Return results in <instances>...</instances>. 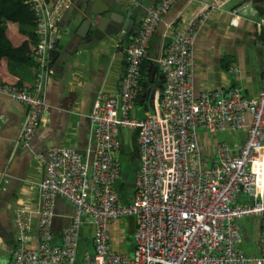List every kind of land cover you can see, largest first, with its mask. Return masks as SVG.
Instances as JSON below:
<instances>
[{"label":"built area","instance_id":"obj_1","mask_svg":"<svg viewBox=\"0 0 264 264\" xmlns=\"http://www.w3.org/2000/svg\"><path fill=\"white\" fill-rule=\"evenodd\" d=\"M24 1L36 17L33 82L29 87L0 81V93L26 104L18 142L29 147L47 107L43 87L52 72L50 50L69 0ZM174 1L147 7L124 48L126 69L118 90L97 91L89 114L95 146L81 152L51 143L36 152L43 164L38 203L26 212L16 207L17 243L4 264H264V57L256 95L245 96L237 85L196 91L192 79L196 35L212 11L230 0L203 1L169 35L153 58L164 79L158 109L141 117L130 113L150 38ZM237 18L234 12L230 22L237 24ZM257 23L264 25L262 19ZM125 34L122 28L121 39ZM121 126L135 130L139 156L135 192L127 202L116 187L123 177ZM226 129H244L243 141L202 143L200 130L209 135ZM56 196L73 205L58 241L51 229ZM32 214L37 215L34 240ZM126 216L134 220L131 252L116 245L112 227ZM247 216L260 218L253 252L241 246L240 219ZM84 224L92 227V245L79 250ZM120 229L117 237L123 238L125 228Z\"/></svg>","mask_w":264,"mask_h":264},{"label":"crops","instance_id":"obj_2","mask_svg":"<svg viewBox=\"0 0 264 264\" xmlns=\"http://www.w3.org/2000/svg\"><path fill=\"white\" fill-rule=\"evenodd\" d=\"M54 2L55 0H50ZM80 0H69L71 3ZM203 1L207 0H175L165 12L149 41L148 59L154 62L152 70L147 73V79L139 83L137 95L131 114L145 116L156 112L161 96L163 75L157 67L155 56L165 46L169 35L185 24L192 17ZM127 1L126 6L131 4ZM156 0H137L141 8ZM136 4V3H135ZM98 6V4H95ZM121 12L123 4H117ZM134 5V4H133ZM66 11V9H65ZM64 11V12H65ZM236 12L238 23L230 22ZM127 13V12H126ZM139 19L144 10L139 9ZM136 18L134 22H138ZM264 0H230L221 9L213 10L210 17L201 26L195 38L194 62L192 79L195 90L203 88L237 85L245 96L256 95L262 85V59L264 57ZM64 23L63 18L59 26ZM75 25V23H73ZM122 29V28H121ZM120 30L104 34L90 44H85L84 37L81 47L73 49L68 56L65 45L69 33L59 36L55 52L50 50L52 72L43 87L47 107L40 118V123L31 139L29 147H23L18 142L22 122L26 112V104L9 98L0 93V264L9 261L17 243V232L14 225V215L17 206H23L24 212L35 208L38 203V183L43 175V164L36 152L44 150L51 143L67 144L76 147L81 152L93 148L95 142L91 135L90 111L97 91H116L120 86L119 76L124 61L125 44L121 41ZM125 29V28H124ZM122 39H124L122 37ZM224 60L221 62V59ZM225 64V67H222ZM230 64L237 66L233 71ZM10 74L19 78L24 84L31 86L34 78V62L7 61ZM23 85V84H19ZM238 136L227 141L238 145L243 139ZM120 149L134 147L135 130L128 126L119 127ZM200 138L204 144L211 139L202 130ZM225 140V139H224ZM212 141H215L213 139ZM119 149V150H120ZM73 205L68 200L56 196L54 199V215L51 222L53 240L58 241L62 226L68 221ZM249 217V218H248ZM240 219L243 240L252 246V252L258 250L259 216H247ZM112 223L116 245L131 252L133 249L132 216H126ZM32 234L36 233L37 215L32 214ZM120 227L125 228L123 238L119 235ZM121 230V229H120ZM81 242L92 245V227L83 226Z\"/></svg>","mask_w":264,"mask_h":264},{"label":"trees","instance_id":"obj_3","mask_svg":"<svg viewBox=\"0 0 264 264\" xmlns=\"http://www.w3.org/2000/svg\"><path fill=\"white\" fill-rule=\"evenodd\" d=\"M253 1L261 2L262 0ZM35 23L36 17L29 4L24 0H0V81L24 84L22 80L9 73L7 61L9 59L22 62L32 60ZM121 41L123 44L126 43L125 39H121ZM223 60L224 58L221 59V62ZM224 65L222 67H225ZM153 66L155 67L154 62L148 58L142 61L140 64L141 77L139 82H147L145 78H147V73L152 70ZM157 67L159 68L158 64ZM240 131L245 132L244 129ZM240 136L241 139L244 138L242 133ZM133 144L134 147L126 148L123 146L118 151L121 169L123 173H126V176L116 182V187L119 190L121 199L125 202L129 201L135 192L134 186H131L128 182L134 180L139 166L138 148L135 139ZM203 147L206 148L205 145ZM241 246L246 252L252 251V246L247 242H244ZM83 247H91V245L88 242L82 243L80 240L79 250Z\"/></svg>","mask_w":264,"mask_h":264},{"label":"water","instance_id":"obj_4","mask_svg":"<svg viewBox=\"0 0 264 264\" xmlns=\"http://www.w3.org/2000/svg\"><path fill=\"white\" fill-rule=\"evenodd\" d=\"M127 1L128 0H80L77 1V3L73 2L69 4L62 16L64 23L58 27L57 32L59 36L63 33H69V39L64 48L65 51L68 52V56L72 54L75 49L84 45V43L79 41L81 37L85 38V44H90L99 37H102L105 33H114L121 28H125L126 30L124 39L126 41L125 46H127L130 38L135 34L138 25L137 22H134L136 21L135 19L139 17V14H137L138 10H144L145 14L147 7L150 5V3L147 2L142 8L139 3L126 6ZM118 3L123 4V10L127 13L119 10ZM95 4H98V6ZM141 18H143V16ZM140 19L138 18V20ZM73 23H75V25ZM56 39L58 40V37ZM54 48L51 52H55L56 54ZM125 57L126 50L124 49V58ZM125 69L126 61L124 59L120 70V83L123 79ZM162 85L163 81L161 83V86ZM125 176L126 173L124 172L123 178H125ZM128 183L134 186L133 181ZM250 198H252V195H250ZM130 229L133 230V226Z\"/></svg>","mask_w":264,"mask_h":264},{"label":"rangeland","instance_id":"obj_5","mask_svg":"<svg viewBox=\"0 0 264 264\" xmlns=\"http://www.w3.org/2000/svg\"><path fill=\"white\" fill-rule=\"evenodd\" d=\"M238 134H239V132L226 129V130H218V131H215L213 133H209L208 136L211 140H213V139H216V140H224V139L227 140L228 139L229 140L231 137L238 136ZM240 135H241V133H240ZM240 138H241V136H240ZM255 217H257V216H255ZM248 218L244 217V220L245 219L247 220Z\"/></svg>","mask_w":264,"mask_h":264},{"label":"flooded vegetation","instance_id":"obj_6","mask_svg":"<svg viewBox=\"0 0 264 264\" xmlns=\"http://www.w3.org/2000/svg\"><path fill=\"white\" fill-rule=\"evenodd\" d=\"M143 16H144V15H143ZM141 19H142V18H141ZM141 19H140V20H138V22H137L138 24L140 23ZM137 26H138V25H137Z\"/></svg>","mask_w":264,"mask_h":264}]
</instances>
